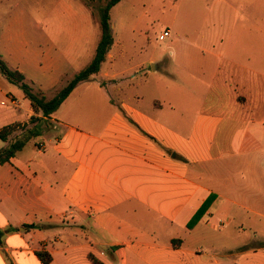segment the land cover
<instances>
[{
  "label": "crops",
  "instance_id": "0c3cea01",
  "mask_svg": "<svg viewBox=\"0 0 264 264\" xmlns=\"http://www.w3.org/2000/svg\"><path fill=\"white\" fill-rule=\"evenodd\" d=\"M9 84L0 74V128L35 115L24 94V102L13 97ZM71 95L44 121L54 135L42 130L0 165V228L6 232L0 264H43L40 250L51 255L49 264H95L90 256L101 264H264V245L239 249L209 240L223 217L231 221L242 210L264 216L261 165L250 179L257 192L245 194L242 203L236 197L242 186L231 154L237 144L240 153H249L248 131L230 137L225 130L229 146L214 151L222 144L216 142L221 118L200 116L189 134L162 118L156 110L164 105L155 101V112L122 102L112 113L80 120L58 114ZM212 194L217 197L206 215L188 230ZM32 224L38 227H23ZM10 226L18 230L7 231ZM184 231L198 240L179 238Z\"/></svg>",
  "mask_w": 264,
  "mask_h": 264
},
{
  "label": "rangeland",
  "instance_id": "374dc122",
  "mask_svg": "<svg viewBox=\"0 0 264 264\" xmlns=\"http://www.w3.org/2000/svg\"><path fill=\"white\" fill-rule=\"evenodd\" d=\"M101 4L0 0V55L51 98L93 57ZM111 22L114 44L100 73L82 82L58 114L81 120L112 113L122 102L154 111L158 101L164 107L156 112L189 134L200 116L221 118L216 142L222 144L214 151L229 146L225 130L230 137L249 132V153H240L237 144L231 159L242 186L237 201L255 194L254 167L264 169V0H122L112 9ZM167 30L170 35L160 40ZM9 86L24 102L21 88ZM41 128L43 135H54L49 121ZM221 219L222 228L209 239L213 244L264 245V216L242 210L231 221ZM185 232L178 237L198 240Z\"/></svg>",
  "mask_w": 264,
  "mask_h": 264
},
{
  "label": "trees",
  "instance_id": "16d2710c",
  "mask_svg": "<svg viewBox=\"0 0 264 264\" xmlns=\"http://www.w3.org/2000/svg\"><path fill=\"white\" fill-rule=\"evenodd\" d=\"M95 1L102 4L98 7V20L100 38L95 49V53L91 61L77 72L69 82L60 88L51 98L41 89H35L26 81L25 75L18 69L8 67L5 60L0 55V74L5 76L11 83L18 85L25 98L29 100L33 115L28 123L16 122L0 128V141L8 143V145L0 150V165L9 163L27 144L41 136V123L46 121L52 114L57 112L73 91L85 81H89L101 71L102 65L106 61L108 54L114 44V36L111 22V11L122 0H84V2L92 8ZM20 132V135L15 134ZM216 195H210L202 206L197 210L192 219L187 224L188 230H193L197 224L203 219L207 211L216 199ZM26 229L37 228L35 224L24 225ZM17 228L10 226L7 231H16ZM5 231L0 228V245L3 243ZM37 256L43 264H49L52 260L49 252L40 250ZM90 259L95 264H101L93 256Z\"/></svg>",
  "mask_w": 264,
  "mask_h": 264
},
{
  "label": "built area",
  "instance_id": "2783aa9c",
  "mask_svg": "<svg viewBox=\"0 0 264 264\" xmlns=\"http://www.w3.org/2000/svg\"><path fill=\"white\" fill-rule=\"evenodd\" d=\"M170 35V32L167 30L163 34L160 35V40H165Z\"/></svg>",
  "mask_w": 264,
  "mask_h": 264
}]
</instances>
